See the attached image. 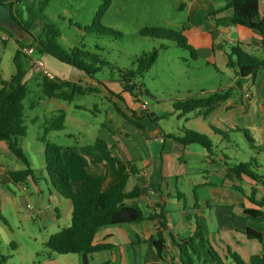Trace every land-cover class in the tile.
Here are the masks:
<instances>
[{
  "label": "rangeland",
  "instance_id": "374dc122",
  "mask_svg": "<svg viewBox=\"0 0 264 264\" xmlns=\"http://www.w3.org/2000/svg\"><path fill=\"white\" fill-rule=\"evenodd\" d=\"M106 1L52 0L44 13L45 22L54 23L60 29L62 36L58 43L64 49L83 47L107 63L96 74V79L103 83L95 85L97 92L78 95L71 104H66L65 129L52 131L47 136L48 142L64 149L93 147L97 138L105 143L112 138L115 134L112 128L117 126L119 119L110 122L108 118H111V110H114L116 103L128 108L139 105V108L166 115L173 110L175 100L186 98L190 94L204 96L206 92L224 88L234 80L233 70L221 66L214 56L194 58L189 50L174 41L140 35L141 30L153 27L180 32L186 37L187 43L195 47L197 53L199 47L194 46L190 39L194 37L197 41V36L202 37L198 28L208 29L211 19L209 14H204L205 11L190 16L189 0H110L101 24L120 33L121 38L85 31L92 26L99 9ZM6 43L5 51L0 55L1 75L10 78L15 72L13 59L18 44L12 38ZM24 43L27 45V42ZM153 50L158 53L155 64L133 81L137 85H143L149 94H140L136 90L140 99L134 101L117 81L122 72L136 69L138 57ZM228 50L229 46H226L225 53ZM32 56L35 60L39 58L37 52ZM42 59L53 73L62 74L61 79L80 84L89 83L83 72L64 65L51 56H44ZM31 62L32 60L30 67ZM63 67H69L70 70L62 72ZM33 73L34 78L28 82L29 94L23 102L27 114V136L20 141V147L36 171L38 182L29 178L23 183L26 189L22 190L14 184L7 187L0 183V259L6 257L5 264H78L79 259L83 263L84 260L79 255H59L46 247L52 235L70 226L72 217L71 202L60 197L46 181L45 145L41 141L48 120L65 103L49 102L40 86L42 74L35 71L30 75ZM120 88L124 102L111 94H117ZM240 99V94L235 92L231 100L241 105ZM144 123L147 128L145 136L148 133L162 135L168 124L175 130L184 126L188 128L184 119L178 120L176 117L173 120L169 117L163 119L159 125L148 119ZM238 126L241 127V124ZM249 134L251 135L250 132ZM229 135L232 144L238 146V160L244 158L251 146L246 142L244 133L233 128ZM230 149L235 150V145L233 148L230 146ZM251 152L255 151L251 149ZM63 158L70 171L74 170L65 153ZM1 160L3 164H9L12 170L26 168L25 163L12 153L10 156L4 155ZM259 163L264 165V161ZM260 220L261 218L252 219L251 223L257 225ZM209 227V241L214 246L216 234H212V226ZM249 264L258 262L252 260Z\"/></svg>",
  "mask_w": 264,
  "mask_h": 264
},
{
  "label": "trees",
  "instance_id": "16d2710c",
  "mask_svg": "<svg viewBox=\"0 0 264 264\" xmlns=\"http://www.w3.org/2000/svg\"><path fill=\"white\" fill-rule=\"evenodd\" d=\"M52 0H0L6 6L12 8V13L16 19L28 31L30 43L25 44L17 40L9 31L4 28L12 39L18 44V49L14 55L13 63L15 72L9 80L0 77V142L6 143L10 153L23 161L25 169L12 171L9 176L15 183L25 182L32 178L38 182L36 171L31 167L28 157L20 147V141L27 136L26 119L27 114L23 102L27 98L28 82L34 78L30 67L31 58L23 52L26 47H33L35 52L41 57L51 56L60 63L83 72L89 83L80 84L55 76L50 79L41 75V89L49 102L62 101L65 104L57 109V113L47 122L44 128L41 141L45 145V170L46 181L51 185L60 197L72 204V217L70 226L52 235L46 247L59 255H87L89 258L98 252L109 250L112 246L108 244L97 245L94 243L97 232L108 226H119L124 224L140 223L145 219L155 220L158 223V233L151 243L157 255L162 259L165 252L164 232L167 230V211L165 206L160 207L158 213L145 215L143 209L137 202L128 204L127 201L140 197L142 189L134 186L131 191H127V184L135 169L130 162L123 163L115 160L118 166L115 178L109 183L106 174L97 173L90 169L86 156L93 158L95 164H103V157L92 146L71 148L72 156L87 169V176L80 182H73L69 166L63 158L62 146L50 143L47 136L52 131H62L65 129L67 116L66 104H71L76 96L97 92L94 83L103 84L96 79V74L102 71V67L107 63L103 62L96 54H92L83 47H73L64 49L58 39L62 34L58 26L51 22H45L44 13ZM109 1L101 7L93 21L92 26L85 29L88 33L97 35L121 38L122 35L114 30L108 29L101 24V18L105 13ZM233 10V16L217 20L218 26L228 24L238 25L246 28L260 38H255L249 46L240 42L229 47L227 54V68L236 72L234 85L225 89H217L213 92H206L204 96L189 95L183 99H177L173 103L175 112L182 116L192 114L196 111L208 115L214 112L221 104L232 99L235 92L243 93L244 84L248 80H254L259 72L264 71V16L260 14L259 0H227L224 10ZM140 35L154 39L170 40L189 50L194 58H197L196 49L187 43L186 37L173 30L163 28H146L140 31ZM158 53L153 50L144 53L136 59V69L122 72L117 83L121 85L125 92L136 99L137 93L149 94V91L141 84L134 83L137 76H142L148 72L157 60ZM32 71V72H31ZM29 77V78H28ZM137 90V93L135 91ZM247 92H250L246 88ZM119 100L123 98L118 94H113ZM120 101V102H121ZM116 112L124 119L125 123L140 130H144V120L151 119L153 113L147 109L136 112L121 103L114 106ZM242 131L246 141L251 145L254 139L246 130ZM220 135L227 139L229 132H221ZM182 137L176 140L182 144H199L206 148L212 147L211 139L196 131L183 130ZM97 142L106 144L100 138ZM257 164L254 158L247 162L234 164L230 173L237 178L243 176L250 178L264 189V176L260 175L256 169ZM45 177V176H44ZM258 192L252 190L247 196V200L256 206L255 209H247L243 206V211L252 217L264 215V197L257 199ZM248 239L263 242L261 233L248 228L245 231ZM177 245L180 250V261L182 264H223L222 256L215 250L209 241L208 234L200 223L196 222L193 230L184 236H179ZM235 264H247L239 255L229 252L228 254ZM6 257L0 259V264H5ZM264 264V256L262 257Z\"/></svg>",
  "mask_w": 264,
  "mask_h": 264
},
{
  "label": "crops",
  "instance_id": "0c3cea01",
  "mask_svg": "<svg viewBox=\"0 0 264 264\" xmlns=\"http://www.w3.org/2000/svg\"><path fill=\"white\" fill-rule=\"evenodd\" d=\"M259 2L260 14L264 16V0ZM226 3L227 0H189L188 9L190 16L205 11L204 14H209L211 19L208 29L198 28L202 37L197 36L195 38L197 41L193 37L190 41L192 40L196 47L210 48V56H214L216 62L227 68L226 46L230 47L238 42L249 46L255 38L260 37L238 25L218 26L217 20L233 16L232 9L224 10ZM6 46V42L0 43V55L5 51ZM65 70L68 71L70 68L61 69L62 72ZM1 72L0 65V77L3 80L11 78L3 77ZM233 73L235 80V70ZM54 74L59 78L62 75ZM234 80L219 89L233 86ZM95 85L99 84L94 83ZM246 88L250 92H247ZM215 90L217 89L208 92ZM117 92L118 95L123 96L121 88ZM240 97L241 105L235 104L230 99L208 115L196 111L182 116L174 109L166 115H159L148 110L154 114L148 120L155 125L162 124L163 119L168 117L171 120L176 117L187 122L188 128L184 126L177 130L172 129L168 124L165 127L166 131L160 136L155 133H148L149 135L145 136L147 128L144 122V130L140 131L126 124L115 109L111 110V118H108V121L119 119L117 126L112 128L115 134L106 140V144L97 142L96 139L93 147L104 161L103 164H95L93 158L87 155L90 169L106 174L110 183L118 170L115 160L131 163L135 174L127 184V191H131L137 185L142 192L139 198L129 200L127 203L137 202L146 216L158 213L160 207L165 206L168 226L164 232L165 252L160 259L151 243V239L157 236L159 230L157 221L145 219L140 223L100 229L94 243L108 244L112 248L93 254L88 264H182L176 242L180 240V235L186 236L189 230H193L196 222L201 224L207 234L210 233L209 226H212V234H216L213 247L222 256L223 264L233 262L228 255L229 252L239 255L247 264L252 260L262 264L264 240L259 242L248 239L245 231L248 228L253 229L261 233L264 238V215L252 217L244 213L243 206L247 209H255L256 206L247 200V196L252 190H256L258 192L256 198L261 199L264 197V189L248 177H235L229 169L236 163L247 162L254 158L258 173L264 176V165L259 163L264 161V71L259 72L253 81L248 80L244 84ZM137 99L140 98L137 97L134 101ZM138 106H132L130 109L136 112L144 109ZM238 124H241V127ZM233 128L240 133L243 132L238 129L250 132L254 139L252 145L246 141L251 146L248 148L249 152H245V157L240 160L237 157L238 146L232 144L231 135L224 139L220 133H217V131L231 133ZM183 130L196 131L208 136L212 141V147L208 149L199 144L178 142L176 138L183 136ZM234 145L235 150L230 149V146L233 148ZM251 149L255 152H251ZM64 153L74 168L70 171L72 181L80 182L85 179L87 169L72 156L69 148L63 151V157ZM10 154L6 143L0 142V183L7 187L14 184L22 190L25 188L23 185L25 182L15 183L9 176L10 172L17 170L10 169L9 164L5 165L1 160L4 155L10 156ZM64 160L67 163L66 159ZM259 218L261 220L257 225L251 223L252 219ZM80 258L82 259L83 256ZM78 264H83L80 259Z\"/></svg>",
  "mask_w": 264,
  "mask_h": 264
},
{
  "label": "water",
  "instance_id": "95a60500",
  "mask_svg": "<svg viewBox=\"0 0 264 264\" xmlns=\"http://www.w3.org/2000/svg\"><path fill=\"white\" fill-rule=\"evenodd\" d=\"M0 28H4L9 31L17 40L21 42L30 43V37L28 31L23 25L16 19L12 13V8L6 6L0 2ZM197 55L201 58H208L211 55L210 48H199L197 49ZM83 264H88L87 255H83Z\"/></svg>",
  "mask_w": 264,
  "mask_h": 264
},
{
  "label": "built area",
  "instance_id": "2783aa9c",
  "mask_svg": "<svg viewBox=\"0 0 264 264\" xmlns=\"http://www.w3.org/2000/svg\"><path fill=\"white\" fill-rule=\"evenodd\" d=\"M10 39H11L10 35L6 31L0 28V42L5 43ZM23 52L31 58L32 60L31 68L33 72L35 71L40 72L42 75L50 79H53L55 77V74L46 67L45 62L41 56H39L37 60L33 58L32 55L35 52V49L33 47H26L23 49ZM28 207H30V205Z\"/></svg>",
  "mask_w": 264,
  "mask_h": 264
}]
</instances>
